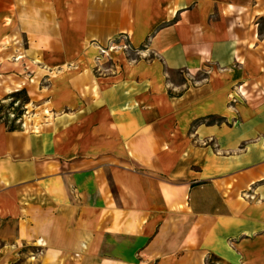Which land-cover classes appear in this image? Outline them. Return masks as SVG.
<instances>
[{
  "label": "crops",
  "instance_id": "crops-1",
  "mask_svg": "<svg viewBox=\"0 0 264 264\" xmlns=\"http://www.w3.org/2000/svg\"><path fill=\"white\" fill-rule=\"evenodd\" d=\"M4 42L50 121L0 122V264H264V0H0Z\"/></svg>",
  "mask_w": 264,
  "mask_h": 264
},
{
  "label": "rangeland",
  "instance_id": "rangeland-1",
  "mask_svg": "<svg viewBox=\"0 0 264 264\" xmlns=\"http://www.w3.org/2000/svg\"><path fill=\"white\" fill-rule=\"evenodd\" d=\"M24 46V42L21 39L20 47ZM120 48L124 51H131V48L127 44H122ZM129 56H134L133 51ZM18 57H22L20 59V66L9 63L7 60V58L15 59ZM39 72V69H37V66L33 62L25 60L22 51L15 49L6 50L5 42L3 45H0V122L6 123L9 127L25 126L27 129L35 130L43 123L50 121L48 119L49 106L45 103V89H39V86L45 80L41 78L40 74L42 73ZM202 76L198 75L190 78L186 74L173 73L170 78L175 82H179L186 80L194 81L197 78H202ZM22 81L24 82L23 85L14 90L16 88L15 84ZM8 89L12 91L9 92Z\"/></svg>",
  "mask_w": 264,
  "mask_h": 264
},
{
  "label": "trees",
  "instance_id": "trees-1",
  "mask_svg": "<svg viewBox=\"0 0 264 264\" xmlns=\"http://www.w3.org/2000/svg\"><path fill=\"white\" fill-rule=\"evenodd\" d=\"M10 128H16V127H10Z\"/></svg>",
  "mask_w": 264,
  "mask_h": 264
}]
</instances>
